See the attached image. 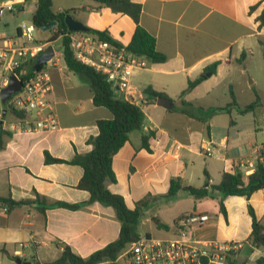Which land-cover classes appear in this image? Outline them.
<instances>
[{"label": "crops", "instance_id": "0c3cea01", "mask_svg": "<svg viewBox=\"0 0 264 264\" xmlns=\"http://www.w3.org/2000/svg\"><path fill=\"white\" fill-rule=\"evenodd\" d=\"M37 1L0 0V9L13 5L12 10L0 15V46L5 40L22 44L19 27L32 22ZM131 1L140 4V24L155 38L156 50L165 60L148 61L146 69L135 71L130 92L117 90L119 98L133 100L141 107L144 119L141 128L130 132L129 140L114 156L116 181H107L106 186L122 196L130 209L142 210L137 229L140 235L173 238L180 217L192 212L205 213L209 220L194 230L193 237L200 242H238L241 248L237 261L256 264L264 258V250L249 243L253 221L250 209L264 226V189L249 198L215 192L213 198L198 200L184 190L171 196L169 189L173 179H180L183 186L203 187L204 171L210 175V183L218 185L225 172L234 171L237 162L256 159L264 148V86L258 87L256 76L264 73V26L259 27L258 20L264 0ZM68 3L54 0L53 11L72 10L75 20L92 29L108 30L124 46L132 39L135 24L128 16L110 13L92 0L64 6ZM52 34L50 31V37ZM50 37L39 43L52 45L47 43ZM61 40H56L61 47L54 49V66L53 62L47 64L52 86L49 100L58 128L50 132H14L10 126L20 116L0 102V113L7 110L0 118L4 143L0 150L1 198L35 201L39 194L48 203L69 204L90 199L87 191L77 188L84 173L80 165L45 162L46 153L67 162L77 154L90 153L93 146L88 140L99 134L97 122L113 117L107 108L95 106L89 83L68 69ZM214 65L215 72L207 71ZM203 74L206 79L182 96L189 81ZM222 86L229 93L234 92L240 107L254 102L257 95L259 105L252 112L241 114L235 107L230 111L210 110L227 107L231 95L226 106L199 103ZM147 87L171 100L172 108L158 106V98L154 101L145 93ZM245 94L251 101L246 105L241 100ZM174 101H179L180 106L170 112ZM150 134L146 149L143 137ZM204 147L211 150L210 156ZM40 207L33 203L5 212L0 203V264H13L18 258L31 263L34 259L43 264L52 262L61 252L55 245L57 240L85 258L119 237L121 224L110 206L94 202L77 210L47 208L44 214ZM41 248L46 249L45 259L40 255ZM20 249L22 256L18 257ZM117 264L126 263L119 256Z\"/></svg>", "mask_w": 264, "mask_h": 264}, {"label": "trees", "instance_id": "16d2710c", "mask_svg": "<svg viewBox=\"0 0 264 264\" xmlns=\"http://www.w3.org/2000/svg\"><path fill=\"white\" fill-rule=\"evenodd\" d=\"M54 0H38L37 8L33 14L32 22L37 29L41 30L44 26L55 22V26L50 29L53 32L47 43L55 42L59 37L62 38V50L64 61L69 70L78 74L83 80L87 81L94 93L93 102L95 106L107 108L111 114V119H103L97 122L99 134L91 137L88 143L93 146L92 151L86 155H75L70 162L51 157L45 154V162L51 163H70L80 165L83 170V176L80 179L77 188L85 190L90 194L88 202L80 204H69L65 202L48 203L45 198L39 194L35 195V201H14L10 197L1 198L0 203L7 208V211L17 206L37 203L42 205L39 211L43 214L47 208L64 207L71 210L80 209L88 204L99 202L102 205L112 207L116 212V217L121 224L120 234L117 240L108 244L104 248L94 252L88 257H82L73 249L61 241H55V245L60 249L59 256L52 262L44 264H101L109 262V264H117V259L123 253L128 245L135 242L140 234L138 226L141 222L143 213L140 208L130 209L122 196L112 193L106 186L107 181L115 182L116 177L112 168L113 158L117 152L129 140L130 132L139 130L142 126L144 113L140 106L135 102L121 99L117 96V89L108 81L107 77L79 61L70 49V39L65 36L69 32L65 23V18L72 14V10L62 12L53 11ZM100 6H104L110 13L128 16L135 24V31L132 39L127 45L128 50L144 57L152 63L163 62L165 57L157 52L155 38L150 35L140 24L141 6L131 0H92ZM259 27L264 26V9L258 18ZM91 34L97 35L102 40L116 42L108 30H96L89 28ZM120 44V43H118ZM37 57L31 59L27 63L29 74L34 73V65ZM44 66L40 67L41 70ZM216 65L210 67L207 71L215 72ZM206 79V74L199 76L194 81H189L188 87L183 91L182 96L193 90L196 86ZM145 93L150 95L155 101L156 98L162 97L163 94L158 93L147 87ZM232 98L231 103L225 108L210 109L212 112L230 111L231 108H237L241 114L252 112L259 105V97L249 105L240 107L236 101L235 94L230 90ZM183 104L189 105L186 101ZM20 116L18 112L11 111ZM22 117V116H21ZM151 134L143 137V147L149 149V140ZM4 147L2 140V130L0 129V150ZM205 185L200 188L192 186H183L180 179H173L169 189V195H175L180 190L188 192L195 199L213 198L214 193H220L223 196H245L249 198L253 193L264 189V165L258 163L255 171L245 177L240 170L225 172L222 180L218 185L210 183V175L204 171ZM221 211L225 214V207L220 203ZM252 232L249 243L257 248L264 250V226L257 220L252 209ZM162 228H167L161 225ZM31 264H43L37 260H32ZM227 264H245L233 259L231 256L227 259ZM256 264H264V258L259 259Z\"/></svg>", "mask_w": 264, "mask_h": 264}, {"label": "built area", "instance_id": "2783aa9c", "mask_svg": "<svg viewBox=\"0 0 264 264\" xmlns=\"http://www.w3.org/2000/svg\"><path fill=\"white\" fill-rule=\"evenodd\" d=\"M12 9L13 5L8 4L0 9V15ZM36 30L33 22L22 23L19 27L22 44L15 45L5 40L0 46V91L8 86L13 75L23 83L21 90L13 94L5 105L7 110L20 114L18 121L10 126L18 133L50 132L58 128L57 116L49 100L52 86L47 67V64L53 62L55 55L41 70L34 71L32 75L27 69V63L48 47L47 44L36 42ZM65 36L70 39L69 46L74 56L103 73L117 90L130 92L133 73L148 67V61L128 50L127 46L102 40L90 32L69 31ZM52 65L54 66V62ZM203 149L207 156L211 155L208 147ZM258 163L264 165V148L256 159L237 162L234 170L250 175ZM3 210L6 212L7 208ZM208 220L209 216L205 213L192 212L183 215L177 221V233L173 238L140 235L120 256L126 264H227L229 256L237 259L240 243L200 242L193 237L194 230L203 227ZM21 253L22 249L16 256L21 257Z\"/></svg>", "mask_w": 264, "mask_h": 264}, {"label": "water", "instance_id": "95a60500", "mask_svg": "<svg viewBox=\"0 0 264 264\" xmlns=\"http://www.w3.org/2000/svg\"><path fill=\"white\" fill-rule=\"evenodd\" d=\"M65 23L68 27L69 31L73 32H89V27L84 25L83 23L75 20L71 15H68L65 18ZM55 26V22H52L46 26H44L41 30L42 31H48L52 29ZM55 51L52 45H49L45 51H43L37 58V61L33 67L35 71H38L40 67L46 65L48 62L51 61V59L54 57ZM207 76H210V73L207 74ZM23 86V83L15 76L13 75L10 79V82L7 87L1 89L0 91V102L2 106L5 107L8 99L15 93L19 92ZM130 102H133V100H130ZM157 105L162 106L166 109L172 108L171 100L159 97L157 99ZM7 113V110L4 108L2 115L5 116ZM17 264H31L29 261H25L21 258L16 259Z\"/></svg>", "mask_w": 264, "mask_h": 264}, {"label": "rangeland", "instance_id": "374dc122", "mask_svg": "<svg viewBox=\"0 0 264 264\" xmlns=\"http://www.w3.org/2000/svg\"><path fill=\"white\" fill-rule=\"evenodd\" d=\"M66 2H69L67 5L64 6H71L74 5L78 2H80L81 0H63ZM74 3H73V2ZM64 3V2H63ZM57 5V4H56ZM90 15L92 14L91 12ZM75 18L76 16L73 15ZM81 16L84 17V14H81ZM73 17V18H74ZM96 17V16H95ZM97 20L102 21V19H100L98 16L96 17ZM28 19H30V17H28ZM30 22V21H27ZM80 22V21H79ZM82 23V22H81ZM84 24V23H83ZM3 26V24H1ZM50 37V31H42L37 29L36 32L34 33V39L36 40V42H42V41H46L48 38ZM21 41L23 42V40L21 39ZM62 41V40H61ZM52 46L55 50H59L61 47V42L60 41H55L52 43ZM257 76V80H258V87L261 89L262 86H264V73H260ZM247 94H245V96H241V100L243 104H249L251 101L250 99H248V96H246ZM251 96V95H250ZM230 97V93L228 91H226L223 86L222 87H218L217 89H215L210 96L203 98L202 100L199 101L200 104H207V105H211V106H226V104L230 101H228V98ZM245 101V102H244ZM174 108L170 111L173 112L175 109H177L180 106V102L179 101H174ZM198 108H196V111L198 112ZM233 114H237L236 111L233 112ZM153 236H158L157 234H153ZM46 249L45 248H41L40 250V255L43 259L46 258Z\"/></svg>", "mask_w": 264, "mask_h": 264}]
</instances>
